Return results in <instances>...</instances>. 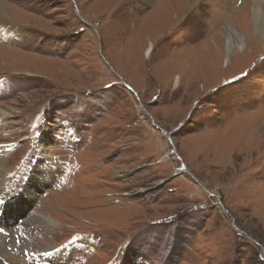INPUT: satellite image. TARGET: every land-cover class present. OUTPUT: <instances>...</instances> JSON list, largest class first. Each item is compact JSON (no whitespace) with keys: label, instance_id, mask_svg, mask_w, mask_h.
Wrapping results in <instances>:
<instances>
[{"label":"rangeland","instance_id":"1","mask_svg":"<svg viewBox=\"0 0 264 264\" xmlns=\"http://www.w3.org/2000/svg\"><path fill=\"white\" fill-rule=\"evenodd\" d=\"M5 2L0 47L21 60L0 54V198L33 172L0 210V262L264 264L252 0ZM38 155L50 174L29 205Z\"/></svg>","mask_w":264,"mask_h":264},{"label":"bare ground","instance_id":"2","mask_svg":"<svg viewBox=\"0 0 264 264\" xmlns=\"http://www.w3.org/2000/svg\"><path fill=\"white\" fill-rule=\"evenodd\" d=\"M141 1V0H140ZM167 1V0H166ZM250 1V0H249ZM144 3V2H143ZM250 3V2H249ZM263 3H264V1L263 0H252V2H251V6H252V8H253V11H252V17H251V19H252V23L254 24V26H255V28H256V30H257V32L259 33V35H263V33H264V8H263ZM146 4V3H145ZM163 7V6H162ZM181 8V7H180ZM168 10V9H167ZM164 11V10H163ZM167 12V11H166ZM162 15V14H161ZM9 17V13H8V5H7V3L5 2V0H0V36H3V35H6L7 37H8V30H10L11 31V29L9 28L8 30H7V28H5V26H3L2 24H5V23H7V18ZM240 17V16H239ZM156 21V20H155ZM153 23V22H152ZM152 23L150 24V26L152 25ZM158 25H160V24H158ZM158 25H157V27H158ZM144 26V25H143ZM154 29H155V27H154ZM155 32V31H154ZM231 32H232V34H231ZM228 33L229 34H231V38H230V40L233 42L234 40H239V36H237V34H236V36H234L233 35V29L232 28H230V30L228 31ZM16 35V34H15ZM231 48V47H230ZM0 49L2 50L1 52H0V54H1V57L3 58V59H5L6 61H10V62H18V61H20L21 59L19 58V51L18 50H15V49H11V48H3V47H0ZM4 49V50H3ZM151 50H152V48L150 47L149 48V50H148V53H149V51L151 52ZM21 63V62H20ZM42 69V68H41ZM45 70L47 71V72H49L50 73V71H52V69H51V67H45ZM53 72V71H52ZM8 115L9 114H7L6 112H3L2 110H0V118L1 117H8ZM3 120H6V118L5 119H0V127H2V126H4L5 124H3ZM3 128V127H2ZM3 152H4V150H0V160H1V158H2V154H3ZM40 154H41V152H40ZM42 155V154H41ZM41 155L39 156L38 155V157H37V160H36V165H35V167L36 168H40V174H41V176H39V175H37V172H36V176L38 177V180H40L41 182H37V181H33V183L31 184V188L30 187H27V188H29L30 189V192H29V198H28V204L30 205L31 203H32V201L34 200V198L33 197H35V195H37V193H39L41 190H42V188H41V186H42V184H43V179L41 178V177H43V175L45 176V178L46 177H48V174H50V168H49V166H47V163L45 162L46 161V159H44V157H41ZM31 172H33V168H31ZM35 177V176H34ZM32 180H35L34 178H32ZM28 181H29V178H28V176H27V178H26V180L23 182V185H27V183H28ZM45 183V182H44ZM5 185H6V183H4L3 181H0V188L1 189H3V190H1V191H6L7 190V188H5ZM6 187H7V185H6ZM9 192V191H8ZM25 193V192H24ZM27 193V192H26ZM51 194V193H50ZM47 198V197H46ZM45 198V199H46ZM1 199V198H0ZM12 199H15V197L14 198H12ZM25 199V198H24ZM42 208H43V206H42ZM42 208H41V210H42ZM2 209V204H0V210ZM111 214V213H110ZM10 215H12V214H10V213H8V215H6V217L5 218H3L2 219V221L0 222V227H7V225H9L8 224V222L9 221H11V219L9 218V216ZM13 216H15V215H13ZM111 217V216H110ZM13 219V218H12ZM6 233V232H5ZM6 235V234H5ZM0 243H2V241L0 242ZM3 254V253H2ZM9 260H8V259ZM6 261L9 263V264H11L12 263V261H11V258H9L8 256H6ZM14 263V262H13ZM12 263V264H13ZM0 264H2L1 262H0Z\"/></svg>","mask_w":264,"mask_h":264},{"label":"snow or ice","instance_id":"3","mask_svg":"<svg viewBox=\"0 0 264 264\" xmlns=\"http://www.w3.org/2000/svg\"><path fill=\"white\" fill-rule=\"evenodd\" d=\"M196 3H199V0H196ZM245 76L247 75V73L244 74ZM110 86V85H109ZM155 99H159L158 97H156ZM200 102H198V105L197 107L199 106ZM4 203V200L3 199H0V204H3ZM5 229L0 227V232H4ZM45 255H52V253L48 252V251H45L44 253ZM261 260H264V257H260Z\"/></svg>","mask_w":264,"mask_h":264}]
</instances>
